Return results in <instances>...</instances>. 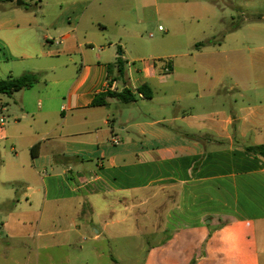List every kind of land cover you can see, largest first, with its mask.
<instances>
[{"label":"crops","instance_id":"0c3cea01","mask_svg":"<svg viewBox=\"0 0 264 264\" xmlns=\"http://www.w3.org/2000/svg\"><path fill=\"white\" fill-rule=\"evenodd\" d=\"M156 4L0 0V81L41 76L32 89L10 96L19 107L11 116L21 125L7 129L0 116V143L18 150L13 179L29 185L23 194L27 207L5 196L15 209L0 219L1 235L13 238L12 217L18 213L23 235L30 217L39 228L51 209L57 223L37 241L36 254L24 256L26 264H71L60 256L61 245L75 244L70 235L60 244L57 237L64 232L81 242L107 236L114 242V229L123 227L109 214L93 238L85 234L93 232V223L58 226L62 204L92 216L97 198L109 211L122 203L130 205L127 210L152 204L140 213L151 226L139 239H153L144 264H264V160L244 152L264 145V43L252 57L251 39L239 27L222 43L204 47L210 51L198 50L192 63L175 54L164 66L142 62L127 68L132 54L117 49L125 38L140 45L133 25L141 12L148 21ZM230 40L237 46L219 50ZM118 58L126 62L122 81L109 69ZM145 85L149 98L138 92ZM123 88L135 101L109 98L105 106H92L98 94ZM134 110L142 117H134ZM3 113L9 109L0 99ZM0 242V263H19L4 238Z\"/></svg>","mask_w":264,"mask_h":264},{"label":"rangeland","instance_id":"374dc122","mask_svg":"<svg viewBox=\"0 0 264 264\" xmlns=\"http://www.w3.org/2000/svg\"><path fill=\"white\" fill-rule=\"evenodd\" d=\"M25 2L29 4L30 0H25ZM156 5L158 10L155 13L150 12L148 21L144 22L145 15L141 12L139 15L140 22L138 25H133L139 33L140 45L134 46L132 41L125 38L122 42V49H117L119 54L122 53L121 50L125 52V48L132 54L127 68L139 67L142 62L148 64L156 62L164 66L165 62L170 58L173 59L175 54H185V57L181 58L185 61L184 63H192V55L201 50L210 51V49L206 50L207 48L197 49L195 47L197 43L220 44L228 32L238 30L239 27L242 28L240 33L251 39L250 53L252 57L257 54L256 48L264 43V19H262V17L264 18V0H157ZM160 26L163 31L159 30ZM226 43L227 46H223L219 50L236 47L238 41L230 40ZM126 44L127 47H125ZM0 99L7 103L9 109V113H3L0 116H5L7 129L14 130L21 125V122L14 121L11 113L12 111L18 112L19 107H17L14 98L10 96L0 95ZM142 111L147 114L146 108H142ZM19 116L20 120H23L22 115ZM125 116L128 117L127 114ZM133 116L142 117L135 110ZM13 132L11 131V133ZM12 146L10 142L3 141L0 143V219L15 209L14 202L4 201L5 196H16L22 200V205H28L23 194L29 185L18 183L13 179L15 178L13 160L18 150H12ZM22 160L23 158L19 159V161ZM92 203L94 206V210L91 211L92 216L89 214V210L86 211L85 215H77V208H73L68 203L62 204L58 222L59 228L67 230L78 224L93 223L95 224L93 232L85 233L86 238H93L94 232L103 226V215L109 214L112 217H108L111 222L115 223L118 220L121 223L122 231L120 228L116 233L114 229V234H117L114 242H111L108 236L102 237L97 242L90 240L81 242L76 234L64 232L57 237L60 244L66 241L68 235L71 236L72 241H75V244L70 247L61 245L60 256L72 259L71 264H114L113 258L118 259V264H144L143 261L147 257L153 239L140 241L141 232L149 230L151 226L145 217L140 216V213L142 210H151L152 204H145L143 207L136 204L135 209L127 210L130 205L122 203L109 211L108 203L100 198L95 199ZM51 210L43 218L39 228L36 217H30L27 220L29 231L26 235H23L18 228L19 219H24L19 213L12 217L15 230L12 234L13 238L6 239V236L1 235L3 231L0 230V239L4 238L10 255L19 262L13 261L6 264H26L23 260L24 256L36 254L37 241L42 239L41 236H44L48 230L53 227L55 229L57 225L55 219L52 220L50 217ZM53 210L56 211L55 208ZM39 233L40 235H38ZM1 245L0 242V248ZM80 247H84L83 252H80ZM29 264L35 263L30 262ZM59 264L67 263L60 262ZM191 264H194V261Z\"/></svg>","mask_w":264,"mask_h":264},{"label":"trees","instance_id":"16d2710c","mask_svg":"<svg viewBox=\"0 0 264 264\" xmlns=\"http://www.w3.org/2000/svg\"><path fill=\"white\" fill-rule=\"evenodd\" d=\"M210 42H200L195 45L197 49L210 46ZM109 69H116V81H122L125 76L126 62L122 58H118L117 61L109 66ZM41 80V76L38 74L26 73L20 77H9L5 80L0 81V95L11 96L17 92L30 90ZM147 86H143L139 89V93L143 94L145 97L149 98L146 93ZM109 98H115L124 103H130L135 101L136 96L128 88H123L122 91H108L106 93H101L95 96L92 102V106L99 107L107 105V100ZM36 147L32 149V153L35 151ZM244 152L256 158H261L264 160V145L262 146H251L246 147Z\"/></svg>","mask_w":264,"mask_h":264},{"label":"built area","instance_id":"2783aa9c","mask_svg":"<svg viewBox=\"0 0 264 264\" xmlns=\"http://www.w3.org/2000/svg\"><path fill=\"white\" fill-rule=\"evenodd\" d=\"M159 30H160V31H163V28H162V27H159ZM151 37H153V35H151ZM170 72H171V68L166 66V67L164 68V73H165V74H169ZM114 143H115V144H118V143H119V139L115 138V139H114Z\"/></svg>","mask_w":264,"mask_h":264},{"label":"water","instance_id":"95a60500","mask_svg":"<svg viewBox=\"0 0 264 264\" xmlns=\"http://www.w3.org/2000/svg\"><path fill=\"white\" fill-rule=\"evenodd\" d=\"M19 4H20V5H23V3H21V2H20Z\"/></svg>","mask_w":264,"mask_h":264}]
</instances>
